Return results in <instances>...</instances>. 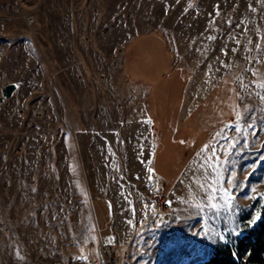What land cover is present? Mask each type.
<instances>
[{
	"label": "rangeland",
	"instance_id": "rangeland-1",
	"mask_svg": "<svg viewBox=\"0 0 264 264\" xmlns=\"http://www.w3.org/2000/svg\"><path fill=\"white\" fill-rule=\"evenodd\" d=\"M149 31L171 50L154 38L123 49L128 36ZM140 58L171 77L168 125L182 101L172 58L180 72L234 85L229 124L240 112L241 126L251 127L229 131L237 143L221 156L238 205L231 216L193 207V178L202 176L207 152L166 194L157 191L146 154L130 162L128 150L120 153L117 143L132 138L130 113L144 100L124 81L122 66ZM258 78L264 0H0V90L18 85L0 103V264H88L80 258L99 245L125 246V264H197L239 237L264 209V102L256 95L264 90L241 87ZM217 134L208 152L226 143ZM97 139L103 155L92 149ZM233 221L238 236L228 234Z\"/></svg>",
	"mask_w": 264,
	"mask_h": 264
},
{
	"label": "crops",
	"instance_id": "crops-1",
	"mask_svg": "<svg viewBox=\"0 0 264 264\" xmlns=\"http://www.w3.org/2000/svg\"><path fill=\"white\" fill-rule=\"evenodd\" d=\"M142 38H154L159 45L171 50L167 40L154 31L128 36L123 49L132 44H134L131 46L133 50L144 48L139 42ZM135 42H139V47H134ZM173 63L172 58L171 64L168 65L172 70L173 68L176 70L178 77L174 76L172 80L178 83L177 92H181L182 101L171 125H168L170 122L165 107L167 104L165 97L171 95L173 91L171 85H168L171 77L161 72L162 70H157L160 64L155 61L150 63L142 58L132 59L128 69L122 66L124 81L139 91L138 98L144 96V100H140L133 107L129 122L126 123L129 131L126 135L132 138L120 140L117 146L123 157L126 156L124 152L129 151L127 160L129 159L130 162H136L139 157L146 154L150 174L155 181L157 191L161 194L175 193V188L189 165L195 161L200 151L210 143L218 131L231 122L236 109L235 89L231 81L225 78L213 82L204 81L197 74L189 73L187 69L182 68L180 72L173 67ZM150 70L152 72L149 75ZM165 76L170 79L165 81ZM157 77L158 80L155 79ZM145 133L147 138L144 139ZM146 141L149 143L148 146ZM95 142L97 146L93 144L92 149L94 152L97 149L98 155H103L105 148L102 149L101 146L104 141L97 139ZM135 172L134 170L133 174L129 175L136 176Z\"/></svg>",
	"mask_w": 264,
	"mask_h": 264
},
{
	"label": "snow or ice",
	"instance_id": "snow-or-ice-1",
	"mask_svg": "<svg viewBox=\"0 0 264 264\" xmlns=\"http://www.w3.org/2000/svg\"><path fill=\"white\" fill-rule=\"evenodd\" d=\"M257 47L259 48V45ZM252 74L253 76L258 75L255 70H252ZM16 87H18V85H16ZM241 87H252L258 90H264V78H258L250 85L243 84L241 80ZM256 95L264 102V91H257ZM241 99H243V97H241ZM236 120L237 123L227 125L225 129H222L217 134L221 139L226 141L224 145L219 147L213 146L211 152H208L209 146L207 145L202 149V152H207V155L204 156L200 164L202 176L193 178V182L197 185V195L199 196V199L193 202V207L199 211H208L214 217H218L221 212L231 216L235 208L238 207L233 200V194L229 191V187L234 186L233 177L231 175L228 177V184L226 186L222 178V173L226 169L221 160L222 155L231 154V149H233L237 143L236 140L228 135V132L234 130L236 133H242L244 128L251 127L250 124H243V127L241 126L243 117L240 112H237ZM254 222L255 220L251 221V223ZM129 223H131V221ZM207 234L211 235L215 240L227 242L225 235L216 232L214 229H208ZM228 234L231 236H238L240 234L239 226L235 221H233V226L229 228ZM80 259L86 260V257H81Z\"/></svg>",
	"mask_w": 264,
	"mask_h": 264
},
{
	"label": "trees",
	"instance_id": "trees-1",
	"mask_svg": "<svg viewBox=\"0 0 264 264\" xmlns=\"http://www.w3.org/2000/svg\"><path fill=\"white\" fill-rule=\"evenodd\" d=\"M197 264H264V209L254 225L245 226L239 237Z\"/></svg>",
	"mask_w": 264,
	"mask_h": 264
},
{
	"label": "built area",
	"instance_id": "built-area-1",
	"mask_svg": "<svg viewBox=\"0 0 264 264\" xmlns=\"http://www.w3.org/2000/svg\"><path fill=\"white\" fill-rule=\"evenodd\" d=\"M85 257L88 264H125L126 247L99 245L96 251L90 248Z\"/></svg>",
	"mask_w": 264,
	"mask_h": 264
},
{
	"label": "water",
	"instance_id": "water-1",
	"mask_svg": "<svg viewBox=\"0 0 264 264\" xmlns=\"http://www.w3.org/2000/svg\"><path fill=\"white\" fill-rule=\"evenodd\" d=\"M16 85L14 83H9L4 85L0 90V103L5 99L11 98L13 93L16 91Z\"/></svg>",
	"mask_w": 264,
	"mask_h": 264
}]
</instances>
